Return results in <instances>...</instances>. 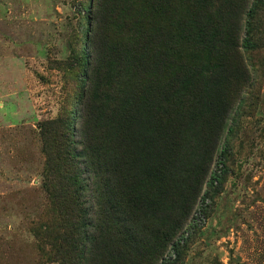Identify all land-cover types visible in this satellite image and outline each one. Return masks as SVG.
<instances>
[{"label": "rangeland", "instance_id": "rangeland-1", "mask_svg": "<svg viewBox=\"0 0 264 264\" xmlns=\"http://www.w3.org/2000/svg\"><path fill=\"white\" fill-rule=\"evenodd\" d=\"M159 4L148 20L167 60L150 71L174 101L164 117L168 140L156 142L161 165L153 158L152 177L124 182L126 221L97 203L84 154L92 107L78 104L111 33L113 0H0V264H264V0L211 3L231 34L212 54V76L199 68L206 52L186 38V20L201 11L191 14L186 0ZM144 6L138 0L133 16ZM183 59L194 76L180 71ZM53 120L63 136L41 133ZM55 137L72 154L77 222L62 223L48 196L47 140ZM128 149L129 138L124 163Z\"/></svg>", "mask_w": 264, "mask_h": 264}, {"label": "trees", "instance_id": "trees-1", "mask_svg": "<svg viewBox=\"0 0 264 264\" xmlns=\"http://www.w3.org/2000/svg\"><path fill=\"white\" fill-rule=\"evenodd\" d=\"M236 1L186 0L191 14L194 9L201 11L199 16L194 15L186 20V38L190 45L196 44L206 52V61L199 68H203L210 76L214 74L211 71L212 54L229 46L231 34L223 19L216 23L215 15L208 8L212 2L220 7H234ZM113 2L111 33L102 42L104 50L95 57L98 65L93 68L88 88L83 90L78 104L81 108L85 100H89L92 107L85 125L90 131L84 138V154L92 165V172L97 175L95 180L98 186L94 191L99 200L97 203L124 219L127 217L125 210L130 206L124 195L130 196L131 192L124 182L133 177L134 183L145 174L152 177L149 165L153 158H158L161 165L163 153L159 151L155 154L161 148L156 142L161 138L164 143L168 140L164 117L174 99L159 92V89L166 90L167 86L155 70L150 71L151 67H164L167 60L163 49H155L154 26L148 20L158 10L159 0H142L146 11L144 15L136 16L132 12L138 0ZM179 69L184 75L194 76L192 65L184 59L179 63ZM144 89L153 94L144 96ZM182 92L186 95L193 91L184 87ZM179 98L183 103L184 97ZM205 105L210 115L214 116L213 112H218L211 103ZM58 124V120L42 123L41 133L53 136L61 133L63 136L57 129ZM209 126L217 130L219 123ZM127 138L129 160L124 163L120 149ZM47 143L53 155L49 158L51 166L47 174L50 203L59 211L58 218L62 223L66 220L68 223L77 222L81 218L82 209L79 208L81 203L73 189L78 183L68 174L74 169L72 154L65 150L66 144H60L57 137L47 140ZM131 203L137 205L142 204V201L132 198ZM128 217L124 220L127 221ZM86 218L83 212L82 221ZM121 231L133 239L127 226ZM122 232L119 231L120 234Z\"/></svg>", "mask_w": 264, "mask_h": 264}]
</instances>
